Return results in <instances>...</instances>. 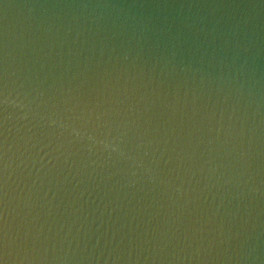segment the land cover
<instances>
[{"label":"water","instance_id":"95a60500","mask_svg":"<svg viewBox=\"0 0 264 264\" xmlns=\"http://www.w3.org/2000/svg\"><path fill=\"white\" fill-rule=\"evenodd\" d=\"M0 264H264V0H0Z\"/></svg>","mask_w":264,"mask_h":264},{"label":"snow or ice","instance_id":"6c2138e0","mask_svg":"<svg viewBox=\"0 0 264 264\" xmlns=\"http://www.w3.org/2000/svg\"><path fill=\"white\" fill-rule=\"evenodd\" d=\"M2 194H3V188L0 187V195H2Z\"/></svg>","mask_w":264,"mask_h":264}]
</instances>
